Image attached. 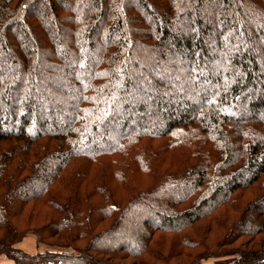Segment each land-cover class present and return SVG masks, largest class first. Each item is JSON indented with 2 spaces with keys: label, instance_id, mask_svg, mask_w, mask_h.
I'll use <instances>...</instances> for the list:
<instances>
[{
  "label": "trees",
  "instance_id": "16d2710c",
  "mask_svg": "<svg viewBox=\"0 0 264 264\" xmlns=\"http://www.w3.org/2000/svg\"><path fill=\"white\" fill-rule=\"evenodd\" d=\"M0 256L264 264V0H0Z\"/></svg>",
  "mask_w": 264,
  "mask_h": 264
},
{
  "label": "rangeland",
  "instance_id": "374dc122",
  "mask_svg": "<svg viewBox=\"0 0 264 264\" xmlns=\"http://www.w3.org/2000/svg\"><path fill=\"white\" fill-rule=\"evenodd\" d=\"M28 233L31 234L35 240V241L31 240L30 243H28V245L26 246L27 249L29 250V251L26 250L28 252L32 251V252L38 253V252H42L43 250H46V249L65 250L64 248H61V247L60 248H56V247L50 248L49 246L43 244L41 242L40 238L33 231H27V232H23V233H13L8 238L7 243L11 244V245H14V244L16 245V244H18V242L22 241V238L26 237L24 235H26ZM27 238H28L27 240H29V237H27ZM23 241H26V240L23 239ZM130 245H131V247H133L135 244L131 243ZM235 257H236V252L234 250L220 248V249L212 250L210 257L206 261L207 262H215V263H226V262L233 260ZM26 264H50V263L45 262V261H34V262L26 263Z\"/></svg>",
  "mask_w": 264,
  "mask_h": 264
},
{
  "label": "crops",
  "instance_id": "0c3cea01",
  "mask_svg": "<svg viewBox=\"0 0 264 264\" xmlns=\"http://www.w3.org/2000/svg\"><path fill=\"white\" fill-rule=\"evenodd\" d=\"M24 236H26V237H23L22 238V241L18 242V244H16V245L14 244V246L23 247V249L28 250L26 246L28 245V243H30L31 240H34V238L29 233L26 234V235H24ZM27 237H29V240H27L28 239ZM23 239H25L26 241H23ZM30 252H32V251H30ZM7 263H9V261L7 260V258L5 256H0V264H7Z\"/></svg>",
  "mask_w": 264,
  "mask_h": 264
}]
</instances>
